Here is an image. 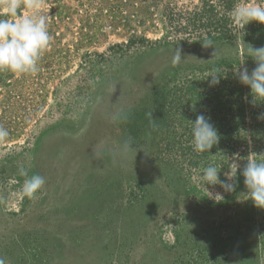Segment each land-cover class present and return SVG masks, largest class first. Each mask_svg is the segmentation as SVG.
I'll list each match as a JSON object with an SVG mask.
<instances>
[{
    "label": "rangeland",
    "instance_id": "374dc122",
    "mask_svg": "<svg viewBox=\"0 0 264 264\" xmlns=\"http://www.w3.org/2000/svg\"><path fill=\"white\" fill-rule=\"evenodd\" d=\"M236 2L42 0L52 39L40 71L0 72L7 264H264V210L240 174L264 154V100L234 74L255 68L234 49L264 47V25L233 26ZM178 48L187 59L174 66ZM198 114L220 137L209 153L191 145ZM233 161L235 191L208 186L211 198L195 177L212 165L224 180ZM21 166L45 178L34 200L19 195Z\"/></svg>",
    "mask_w": 264,
    "mask_h": 264
},
{
    "label": "clouds",
    "instance_id": "9594fccd",
    "mask_svg": "<svg viewBox=\"0 0 264 264\" xmlns=\"http://www.w3.org/2000/svg\"><path fill=\"white\" fill-rule=\"evenodd\" d=\"M42 7V0H6L3 8L0 9V72L36 75L40 71L39 61L42 54L49 48L52 39L48 31V17L42 14ZM22 8L28 9V14L21 15L19 10ZM228 15L233 26L239 29L244 30L252 22L264 25V0H259V2L256 0H238ZM202 46L213 48L211 40H206ZM234 53L238 56L247 55L249 59L255 62L256 66L251 73L247 68L241 70V67H238L234 74L242 85L251 90L253 103L256 99L264 100V47L255 48L243 40L235 47ZM186 59L182 58V52L178 48L174 51L171 62L176 66ZM209 78L211 79L209 80ZM221 78L218 74H210L207 79L209 80V87L218 86ZM189 122L192 124L191 145L193 151L197 154L209 153L219 143L220 139L210 117L198 114L194 123ZM8 135V130L0 126V140L6 139ZM131 150L132 140L129 137L124 142L122 151L127 153ZM239 167V164L233 161L229 165L230 170L224 174L225 179L221 180V169L209 165L202 169V175H198L195 179L203 183L211 198L213 194L208 190V186L219 185L225 192L232 193L236 189L235 179ZM240 174L244 178V185L247 190L243 195L257 209L264 210V154L253 153L249 155ZM19 175L27 177L23 181L19 195L29 200L36 199L45 185V178L39 174L28 177L23 166L19 168ZM217 197L223 199L219 193L215 195V199ZM262 238L264 236L260 238L257 249L260 247ZM0 264H7L2 256H0Z\"/></svg>",
    "mask_w": 264,
    "mask_h": 264
},
{
    "label": "trees",
    "instance_id": "16d2710c",
    "mask_svg": "<svg viewBox=\"0 0 264 264\" xmlns=\"http://www.w3.org/2000/svg\"><path fill=\"white\" fill-rule=\"evenodd\" d=\"M225 21H227V19L225 20ZM224 21V27H223V33H221V37H223V39H221V43H229L228 42V40H226V39H232V34H231V36L229 37V32H228V29L226 30V27L225 26H227V24H226V22ZM226 34H228V38L226 37L227 35ZM225 37V38H224ZM211 41H213V40H211Z\"/></svg>",
    "mask_w": 264,
    "mask_h": 264
}]
</instances>
